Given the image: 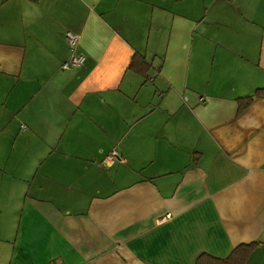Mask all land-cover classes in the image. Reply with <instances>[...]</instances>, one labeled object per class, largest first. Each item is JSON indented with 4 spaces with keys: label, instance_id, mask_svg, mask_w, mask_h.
<instances>
[{
    "label": "crops",
    "instance_id": "crops-1",
    "mask_svg": "<svg viewBox=\"0 0 264 264\" xmlns=\"http://www.w3.org/2000/svg\"><path fill=\"white\" fill-rule=\"evenodd\" d=\"M259 89L264 0H0V264H264Z\"/></svg>",
    "mask_w": 264,
    "mask_h": 264
},
{
    "label": "trees",
    "instance_id": "trees-1",
    "mask_svg": "<svg viewBox=\"0 0 264 264\" xmlns=\"http://www.w3.org/2000/svg\"><path fill=\"white\" fill-rule=\"evenodd\" d=\"M130 68L143 74L146 73L149 66L144 57L137 54L133 57ZM256 97H264V89H259L254 95L239 100L240 110H243L250 105ZM256 245L257 243L241 244L236 247L232 254L227 258H217L202 253L196 258L195 264H246Z\"/></svg>",
    "mask_w": 264,
    "mask_h": 264
},
{
    "label": "built area",
    "instance_id": "built-area-1",
    "mask_svg": "<svg viewBox=\"0 0 264 264\" xmlns=\"http://www.w3.org/2000/svg\"><path fill=\"white\" fill-rule=\"evenodd\" d=\"M66 36L73 52L70 58L63 62L62 68L70 69L72 67L83 65L86 62V56L75 51L80 35L78 33L68 31ZM115 155L116 152L109 156L106 161L110 164V161L115 157Z\"/></svg>",
    "mask_w": 264,
    "mask_h": 264
}]
</instances>
